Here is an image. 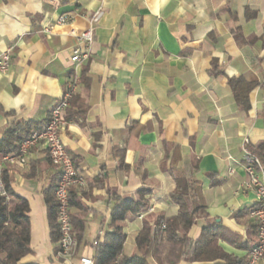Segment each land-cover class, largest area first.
I'll use <instances>...</instances> for the list:
<instances>
[{
    "label": "crops",
    "instance_id": "1",
    "mask_svg": "<svg viewBox=\"0 0 264 264\" xmlns=\"http://www.w3.org/2000/svg\"><path fill=\"white\" fill-rule=\"evenodd\" d=\"M99 7L92 42L79 43L76 34ZM61 15L72 22L58 25ZM75 48L87 50L88 58L73 63ZM6 52L0 138L15 120L46 122L70 82L87 106L83 120H70L59 133L83 181L70 191L89 210L77 257L92 258L95 240L109 230L113 195L150 192V207L121 223L125 254L133 253L145 221L175 216L178 206L166 200L175 187L170 164L197 167L191 179L199 181L198 202L244 248L218 245L247 257L256 242L249 213L258 201L245 187L243 154L264 141V0H0V60ZM82 71L86 79L79 82ZM229 79L254 84L248 109L235 101ZM57 172L41 144L24 165L11 167L14 192L29 205L32 254L21 263L59 264L44 203ZM204 224L197 219L189 238L196 240ZM162 248L160 264H167L170 249Z\"/></svg>",
    "mask_w": 264,
    "mask_h": 264
},
{
    "label": "trees",
    "instance_id": "2",
    "mask_svg": "<svg viewBox=\"0 0 264 264\" xmlns=\"http://www.w3.org/2000/svg\"><path fill=\"white\" fill-rule=\"evenodd\" d=\"M246 16L250 17L248 12ZM238 30L235 28L232 33L239 34ZM85 79V71H82L78 81L82 82ZM228 85L235 101L244 109H248V95L253 90L254 84L246 83L242 79H229ZM86 113L87 106L73 97L63 116L69 122L76 119L83 120ZM261 116L264 118V112ZM48 121L49 119L46 122L15 120L9 123L0 138V159L5 155L16 154L19 144L32 133L44 129ZM247 151L264 162V141L255 146H248ZM11 167L12 165L9 164H0V264H37L21 263L24 257L32 254L29 205L26 199L14 192L13 179L10 175ZM167 170L174 180L175 187L166 196V200L178 206L177 214L172 217L156 216L152 223L145 221L133 240V253L125 254L126 235L122 232L121 223L127 215L137 216L150 207V192L142 189L137 191L136 196L132 198L113 195L109 230H106L102 238L96 239L92 245L93 264H151L150 259L160 264L159 248L164 244H167L170 249L167 264H178L180 261L245 264L247 257H234L225 253L218 245V241L222 240L232 246L244 248L238 244V235L230 232L229 235L225 228L218 226L215 220L209 219L205 206L198 202L199 181L191 179L197 173V167L191 166L188 170H178L170 164ZM59 178L58 171L44 192L49 240L55 245L54 255L59 239L57 203L54 193ZM69 207L77 211L74 214L70 212V221L72 233L79 247L85 229L84 217L89 210L75 199L71 191L69 192ZM199 218H204L205 224L201 227L198 238L192 240L188 232ZM255 228H257L256 223Z\"/></svg>",
    "mask_w": 264,
    "mask_h": 264
},
{
    "label": "built area",
    "instance_id": "3",
    "mask_svg": "<svg viewBox=\"0 0 264 264\" xmlns=\"http://www.w3.org/2000/svg\"><path fill=\"white\" fill-rule=\"evenodd\" d=\"M102 15L103 11L99 7L88 17L87 27L76 34L79 43L88 46L92 42L94 26L98 24ZM72 20V16L61 15L58 17L57 24L65 25L71 23ZM44 31L47 33L50 32L46 27ZM88 55L87 50L75 48L72 51L70 60L73 63H80L82 60L88 58ZM9 63L10 55L6 52L0 60L1 74H5L8 71ZM75 88L76 85L74 82L68 83L61 99L51 110L49 121L45 128L32 133L27 139L23 140L19 144L16 154L1 157L0 164L24 165L32 147L38 144L45 147L51 164L60 173V178L54 193L57 203V224L59 232L57 251L54 256L59 264H93L92 258L90 257L82 255L76 256L78 242L72 233L69 192L73 188H80L83 185V181L76 173L72 159L65 151L59 138V133L67 126V121L63 115L75 95ZM244 143H247V141L245 140ZM243 160L245 163L244 170L248 178L245 187L254 192L258 201L257 207L249 213L257 225L256 242L249 250L245 264H258L264 260V162H261L257 157L251 155L247 150H244Z\"/></svg>",
    "mask_w": 264,
    "mask_h": 264
},
{
    "label": "rangeland",
    "instance_id": "4",
    "mask_svg": "<svg viewBox=\"0 0 264 264\" xmlns=\"http://www.w3.org/2000/svg\"><path fill=\"white\" fill-rule=\"evenodd\" d=\"M162 249H163L162 247H161V248H159V253H161ZM154 261H155V260H153V259H150V263H151V264H156Z\"/></svg>",
    "mask_w": 264,
    "mask_h": 264
}]
</instances>
